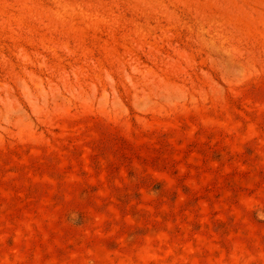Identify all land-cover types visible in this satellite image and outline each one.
Returning <instances> with one entry per match:
<instances>
[{
	"label": "rangeland",
	"instance_id": "rangeland-1",
	"mask_svg": "<svg viewBox=\"0 0 264 264\" xmlns=\"http://www.w3.org/2000/svg\"><path fill=\"white\" fill-rule=\"evenodd\" d=\"M0 264H264V0H0Z\"/></svg>",
	"mask_w": 264,
	"mask_h": 264
}]
</instances>
